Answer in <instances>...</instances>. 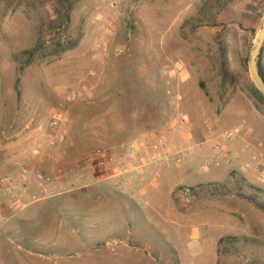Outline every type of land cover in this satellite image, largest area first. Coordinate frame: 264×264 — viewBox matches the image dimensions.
<instances>
[{
  "label": "rangeland",
  "instance_id": "obj_1",
  "mask_svg": "<svg viewBox=\"0 0 264 264\" xmlns=\"http://www.w3.org/2000/svg\"><path fill=\"white\" fill-rule=\"evenodd\" d=\"M263 23L264 0H0V174L56 186L0 224V264H264V103L247 64ZM60 105L64 141L47 151ZM180 115L171 146L234 131L238 158L199 171L204 148L147 208L137 185L100 177V155ZM167 204L184 218L158 221Z\"/></svg>",
  "mask_w": 264,
  "mask_h": 264
},
{
  "label": "built area",
  "instance_id": "obj_2",
  "mask_svg": "<svg viewBox=\"0 0 264 264\" xmlns=\"http://www.w3.org/2000/svg\"><path fill=\"white\" fill-rule=\"evenodd\" d=\"M68 101L69 98L66 97ZM67 113L60 108L49 122L50 133L46 141L47 151H52L64 141ZM187 121L183 116L160 131L141 135L120 147L100 155L94 167L100 171V177L118 179L124 186L139 185L143 172L149 167H162L170 170L181 167L191 157L208 149V159L198 167L205 171L209 164H230L238 158L231 155L228 145L236 140L234 131H226L214 140L202 144H190L181 147L171 146L170 142L178 135L187 133ZM205 145V146H204ZM260 177L263 179L264 174ZM51 175L37 169L21 166L15 172L0 174V224L22 211L27 205L42 198L50 197L55 190Z\"/></svg>",
  "mask_w": 264,
  "mask_h": 264
},
{
  "label": "crops",
  "instance_id": "obj_3",
  "mask_svg": "<svg viewBox=\"0 0 264 264\" xmlns=\"http://www.w3.org/2000/svg\"><path fill=\"white\" fill-rule=\"evenodd\" d=\"M29 161V159H27ZM89 166V165H88ZM89 168V167H88ZM93 170V169H92ZM181 174V168L177 167L174 169H164L162 167H149L144 170L143 173V180L141 184L134 186V193H136V197L138 198L136 203L141 207V208H147V204L149 201V197L152 191H155L156 188H161L165 189L166 193L171 195L174 192V189L182 184V181L184 178L180 177ZM153 181H157L158 183H150ZM164 183H161V182ZM160 189V190H161ZM168 210H159L157 212V217L158 221L160 222H166V223H175L176 220L183 219L184 216L174 214L172 211H170L171 206L167 204ZM161 207V205H160ZM159 207V208H160ZM163 207V206H162ZM163 220V221H162ZM126 245V244H125ZM216 246V244H215ZM128 250H133L130 246H125Z\"/></svg>",
  "mask_w": 264,
  "mask_h": 264
},
{
  "label": "water",
  "instance_id": "obj_4",
  "mask_svg": "<svg viewBox=\"0 0 264 264\" xmlns=\"http://www.w3.org/2000/svg\"><path fill=\"white\" fill-rule=\"evenodd\" d=\"M264 42V23L260 27L256 38L254 39V42L251 46V49L248 54V70L250 73V77L252 79V82L260 94V96L264 99V81L259 75L258 67H257V59L258 55L260 53L261 47Z\"/></svg>",
  "mask_w": 264,
  "mask_h": 264
},
{
  "label": "trees",
  "instance_id": "obj_5",
  "mask_svg": "<svg viewBox=\"0 0 264 264\" xmlns=\"http://www.w3.org/2000/svg\"><path fill=\"white\" fill-rule=\"evenodd\" d=\"M34 51H35V49H32V50L30 51V53H33ZM260 53H261V50H260ZM260 53H259V55H260ZM259 55H258V57H259ZM257 67H258L259 75H260V77L262 78V80L264 81V74H263V72L261 71V68H260L259 63H258V59H257ZM252 94H253V96H255V99H256L257 101H260V102H263V103H264V99L260 96V94L258 93L257 90L252 91Z\"/></svg>",
  "mask_w": 264,
  "mask_h": 264
}]
</instances>
